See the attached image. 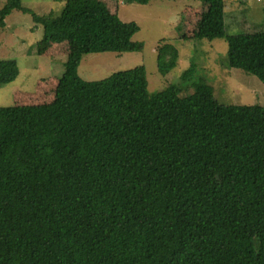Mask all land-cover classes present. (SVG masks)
<instances>
[{
	"label": "trees",
	"instance_id": "1",
	"mask_svg": "<svg viewBox=\"0 0 264 264\" xmlns=\"http://www.w3.org/2000/svg\"><path fill=\"white\" fill-rule=\"evenodd\" d=\"M14 10L30 12L7 0L0 30ZM33 17L46 41L77 50L50 104L0 107V264H264V107L221 104L202 78L192 94L150 93L145 66L80 85L82 57L106 42L143 50L139 26L101 0ZM259 28L227 35L224 17L206 13L196 37L226 38L229 66L264 83ZM157 51L168 75L179 51ZM19 72L0 61V86Z\"/></svg>",
	"mask_w": 264,
	"mask_h": 264
},
{
	"label": "rangeland",
	"instance_id": "2",
	"mask_svg": "<svg viewBox=\"0 0 264 264\" xmlns=\"http://www.w3.org/2000/svg\"><path fill=\"white\" fill-rule=\"evenodd\" d=\"M123 22H135L140 30L133 41L143 50L115 53L107 42L99 52L82 57L77 71L84 86L107 82L115 73L145 66L150 93L183 96L194 93L193 83L204 79L221 104L260 105L264 107V83L228 62L226 38L213 41L196 37L198 24L206 13L224 17L227 35L264 30V0H151L147 5L126 0H101ZM7 0H0V10ZM67 0H22L29 13L14 10L0 30V61L14 60L19 75L0 86V107H33L50 104L68 56L77 50L74 42L54 44L46 41L44 28L34 22L33 14L61 15ZM174 45L178 64L168 75L158 70L160 43ZM192 63L194 77L183 84L181 76Z\"/></svg>",
	"mask_w": 264,
	"mask_h": 264
}]
</instances>
